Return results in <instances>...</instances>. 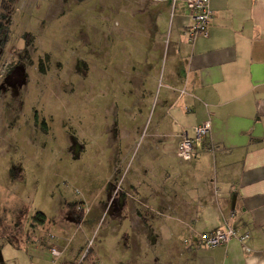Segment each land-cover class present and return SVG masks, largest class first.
<instances>
[{
    "label": "rangeland",
    "instance_id": "374dc122",
    "mask_svg": "<svg viewBox=\"0 0 264 264\" xmlns=\"http://www.w3.org/2000/svg\"><path fill=\"white\" fill-rule=\"evenodd\" d=\"M164 2L16 0L0 48V241L15 238L50 264H173L181 257L189 241H174L157 194L174 181L166 176L158 185L161 155L143 156L146 142L154 149L160 142L152 131L160 126L161 79L132 86L124 73L144 70L146 41L138 35L149 23L140 15ZM165 7L156 22L163 39L151 44L160 61L172 24ZM23 207L27 215L16 226ZM72 207L83 210L82 219ZM37 212L43 223L33 219Z\"/></svg>",
    "mask_w": 264,
    "mask_h": 264
},
{
    "label": "crops",
    "instance_id": "0c3cea01",
    "mask_svg": "<svg viewBox=\"0 0 264 264\" xmlns=\"http://www.w3.org/2000/svg\"><path fill=\"white\" fill-rule=\"evenodd\" d=\"M142 4L147 7L148 1ZM165 6L170 2L149 5L140 15L149 23L148 31L138 35L146 41L140 54L144 70L134 66L124 73L132 86L161 79L160 126L152 131L160 142L154 149L146 140L143 156L161 155L158 185L167 183L166 176L176 182L157 192L166 200L160 208L170 211L174 241H189L173 264H264V0H210L207 34L192 41L184 34L189 10L178 0L160 61L151 44L163 39L156 22ZM125 25L130 28V20ZM206 119L210 133L195 157L188 162L175 157L181 132L191 135ZM225 225L249 234V252L235 238L213 247L201 242L203 235ZM12 240L0 241V264H50L33 247Z\"/></svg>",
    "mask_w": 264,
    "mask_h": 264
},
{
    "label": "built area",
    "instance_id": "2783aa9c",
    "mask_svg": "<svg viewBox=\"0 0 264 264\" xmlns=\"http://www.w3.org/2000/svg\"><path fill=\"white\" fill-rule=\"evenodd\" d=\"M171 4V12L178 0H167ZM187 9L190 13V22L184 30L189 41L194 40L197 36L206 35L209 21L212 17V9L210 6V0H184ZM211 129V122L209 119L197 124L192 128V134H188L186 130H183L180 134L179 144L176 151V156L181 161H191L195 157V151L197 146L203 142V140L209 135ZM237 239L242 243V248L245 252H249L250 249L246 245V241L249 238L247 232L239 233L233 225H225L217 227L210 233L201 237V242L208 247L221 245L229 241L230 239ZM50 252L54 256H58L60 253L52 247Z\"/></svg>",
    "mask_w": 264,
    "mask_h": 264
},
{
    "label": "trees",
    "instance_id": "16d2710c",
    "mask_svg": "<svg viewBox=\"0 0 264 264\" xmlns=\"http://www.w3.org/2000/svg\"><path fill=\"white\" fill-rule=\"evenodd\" d=\"M16 0H0V48L4 47L8 34H9V19L11 15V10L12 6ZM24 39L26 42H29V33L24 34ZM40 70L43 71L42 65L40 64ZM13 175L15 176V171H13ZM70 206V205H69ZM73 217L77 220L82 219L83 217V210L81 208L75 209L71 208ZM27 215V209L25 207L20 209V213L17 214L16 216V221L15 225L20 226L23 221V217ZM33 219L38 222V223H43L45 219V215L42 212H37L34 216ZM11 242L13 241L12 239H8ZM15 241H18L17 239ZM14 242V241H13Z\"/></svg>",
    "mask_w": 264,
    "mask_h": 264
},
{
    "label": "flooded vegetation",
    "instance_id": "af4514ba",
    "mask_svg": "<svg viewBox=\"0 0 264 264\" xmlns=\"http://www.w3.org/2000/svg\"><path fill=\"white\" fill-rule=\"evenodd\" d=\"M9 23V22H8ZM17 63V62H16ZM14 64V66H11L10 68L7 69V73L9 74V76L13 73V71H16L18 70L19 68L17 67L18 65L17 64ZM72 213V210L69 209Z\"/></svg>",
    "mask_w": 264,
    "mask_h": 264
}]
</instances>
